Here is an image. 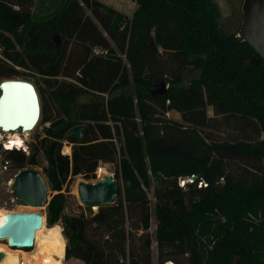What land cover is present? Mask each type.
Wrapping results in <instances>:
<instances>
[{"label": "trees", "instance_id": "obj_1", "mask_svg": "<svg viewBox=\"0 0 264 264\" xmlns=\"http://www.w3.org/2000/svg\"><path fill=\"white\" fill-rule=\"evenodd\" d=\"M33 1L0 0V79L24 77L21 69L44 82L36 89L44 138L28 156L7 151L3 165L14 174L35 167L44 149L58 192L47 221L62 224L65 260L152 264L154 242L158 264H264V61L223 34L217 5L135 0L128 18L96 0H67L37 23ZM189 67L196 75L184 85ZM160 83L166 96L151 95ZM86 96L94 99L78 103ZM78 125L82 138L67 136ZM100 163L116 167L114 202L64 215L63 187L95 180Z\"/></svg>", "mask_w": 264, "mask_h": 264}, {"label": "rangeland", "instance_id": "obj_2", "mask_svg": "<svg viewBox=\"0 0 264 264\" xmlns=\"http://www.w3.org/2000/svg\"><path fill=\"white\" fill-rule=\"evenodd\" d=\"M98 2H101L103 4L112 5L114 4L115 7H119L121 9L122 14H130V11L128 8L135 2V0H96ZM218 7V12L220 14L219 18V26L221 30L223 31L224 35H237L241 22H242V11L241 7L243 4V0H212ZM67 0H34L33 1V7H32V20L37 23L45 22L46 20L52 18L56 14H58L64 5L66 4ZM118 9V8H117ZM20 72H23L25 76L20 77L18 79L25 80L30 82L34 85L36 89H44L45 84L40 79L39 76L35 75L32 71H26L18 69ZM193 72L192 67H189V73L186 74L184 77V85H186L193 77V75H196L195 73L191 74ZM3 79H0V82H2ZM127 92H134V88L131 86ZM94 99L92 96H86L82 97L78 100V103L82 102H88L90 100ZM211 114V113H210ZM168 118H171L176 121H181V115L175 110L169 111L167 114ZM45 127H49V125H46ZM17 134L25 140L24 147L17 150L25 154V156H28L31 153V150L35 144L39 146V141L44 138V126L39 122L34 127V129L30 132H26L27 136L24 137L25 132L21 133L20 131H17ZM7 134H3L2 136L4 138H1L0 149H4V144L6 141ZM64 147H67L71 152V146H69L66 142H63L62 149ZM13 150V149H12ZM5 152H2L0 155V208H3L5 210L11 211V212H20V211H35L34 214H42L45 217V222L47 228H52L48 224L47 221V206L55 195L58 194V192H54L51 190V185L49 183V180L46 175L45 169L47 168V161L46 157L44 155V149L41 148L39 150L38 156H37V162L38 165L35 167H27L28 169H34L43 178L46 186H47V204L43 206L42 208H32L25 206L19 199H17L13 194V180H14V171L10 169H6L3 165V161L5 159ZM116 172V167L109 164H102L100 163L97 171L95 173V180L91 181H85L80 176L73 177L69 180L68 185L64 186L60 194H62V199L65 201V209L63 211V214L66 216H76L80 212H83V209H80L79 206V200L77 196V187L80 182L85 183H95L98 181H102L105 177H111L114 179ZM183 182L180 183L182 185ZM121 186V183H120ZM148 198H149V208H150V228L149 232L152 238L155 236L156 231V220H155V199L153 195V183L151 181V187L147 191ZM84 207V206H81ZM98 208L92 207L91 211L93 213H96ZM61 229V236L64 241V252H63V263L65 264H82L78 260H65V247H66V239L63 236V230H62V224L60 221H58L56 224ZM53 225V227H54ZM6 242H0V251L2 250H13L10 249ZM49 250L48 246H45L41 244L40 242L36 244L35 248L29 249V250H17L20 251L22 254V263L23 264H54L53 261L46 256L47 252ZM169 262V261H168ZM151 263L152 264H158L157 263V250H156V244L153 242L151 246ZM176 264V263H174Z\"/></svg>", "mask_w": 264, "mask_h": 264}, {"label": "water", "instance_id": "obj_3", "mask_svg": "<svg viewBox=\"0 0 264 264\" xmlns=\"http://www.w3.org/2000/svg\"><path fill=\"white\" fill-rule=\"evenodd\" d=\"M241 11L243 19L237 37L250 46L259 59L264 61V0H243ZM56 40L57 44H59L57 37ZM13 83L23 87L15 89L0 87V101L4 102L6 113L5 124L10 125L8 127H0V131L3 134L18 128L21 133L32 130L41 113L40 100L34 85L21 79H4L0 85ZM167 90L168 86L165 83H160L150 87L148 92L153 96L165 97ZM84 129L85 126L83 125L75 126L67 132V136L80 139L83 136ZM13 150L18 149L15 148ZM199 179L200 175L195 174L189 182L192 183ZM184 184L185 182L182 185ZM13 194L28 207L42 208L47 204V186L39 172L34 169L26 168L17 172L13 180ZM117 195L118 185L115 179L111 177H105L102 181L95 183L80 182L77 187L79 203L84 207L99 208L100 206L111 205ZM19 216L33 215H8L5 223L8 224L12 218ZM34 216L40 218L39 215ZM4 239H6L4 236H0V242H5L6 240ZM8 245L11 249L29 250L32 245V239L27 244L19 245L9 242ZM3 256L4 254L0 252V260L3 259Z\"/></svg>", "mask_w": 264, "mask_h": 264}, {"label": "bare ground", "instance_id": "obj_4", "mask_svg": "<svg viewBox=\"0 0 264 264\" xmlns=\"http://www.w3.org/2000/svg\"><path fill=\"white\" fill-rule=\"evenodd\" d=\"M38 122L39 120L37 121V123ZM17 131H20V129L18 128L12 132L9 131L5 133L7 134L5 136L6 141L4 144L6 150H12L15 148L19 150L24 147L25 140L17 134ZM30 131H25L24 137L27 136L26 132ZM1 134L2 133L0 131V138H4ZM65 152L68 153L69 150L65 149ZM35 211L11 212L0 208V236H4V238H6L4 240H6L5 242L7 243V245L9 242L12 244L15 243L19 245L27 244L30 243V240L32 239V245L31 247H29L30 249L35 248L36 244L40 242L41 244L49 247L46 256L49 257L54 264H63L64 241L60 233V227L58 225H55L52 228H47L44 215L34 214ZM14 214H30L33 216L15 217L12 218L8 224H6V217L8 215ZM34 215H39L40 218H37ZM6 243L3 244L6 245ZM17 250L21 249L16 248L13 250L0 251L4 254L3 259L0 260V264H23L22 254L20 251ZM166 264L174 263L169 261Z\"/></svg>", "mask_w": 264, "mask_h": 264}, {"label": "snow or ice", "instance_id": "obj_5", "mask_svg": "<svg viewBox=\"0 0 264 264\" xmlns=\"http://www.w3.org/2000/svg\"><path fill=\"white\" fill-rule=\"evenodd\" d=\"M0 87H2L4 89H9V88L15 89V88L23 87V86L13 83V84L0 85ZM5 116H6V113H5L4 102L0 101V127H8V126H10V125H6L5 124Z\"/></svg>", "mask_w": 264, "mask_h": 264}, {"label": "crops", "instance_id": "obj_6", "mask_svg": "<svg viewBox=\"0 0 264 264\" xmlns=\"http://www.w3.org/2000/svg\"><path fill=\"white\" fill-rule=\"evenodd\" d=\"M100 3H101V2H100ZM104 5H107V4H104ZM107 6H110V7H112L114 10H116L117 12L121 13V9H120L119 7H117V6L115 7L114 4H112V5H107ZM117 8H118V9H117ZM136 8H137V6H136V4H135V2H134V3L131 4V6L128 8V10L130 11V14H124V15H126L128 18H131L132 15H133V13L135 12Z\"/></svg>", "mask_w": 264, "mask_h": 264}, {"label": "built area", "instance_id": "obj_7", "mask_svg": "<svg viewBox=\"0 0 264 264\" xmlns=\"http://www.w3.org/2000/svg\"><path fill=\"white\" fill-rule=\"evenodd\" d=\"M94 54L95 55H98V54H100V53H102V51L101 50H99V49H94ZM3 134V133H2ZM0 141H1V138H0ZM2 143L0 142V145H1ZM5 147V146H4ZM67 147H64L62 150H61V154L63 155V156H68V157H70L71 156V152L69 151L68 153H66L65 152V149H66ZM67 149H69V148H67ZM7 152V150H4L3 148H1L0 149V155H1V153L2 152ZM10 151H12V150H10Z\"/></svg>", "mask_w": 264, "mask_h": 264}, {"label": "flooded vegetation", "instance_id": "obj_8", "mask_svg": "<svg viewBox=\"0 0 264 264\" xmlns=\"http://www.w3.org/2000/svg\"><path fill=\"white\" fill-rule=\"evenodd\" d=\"M3 80H4V79H3ZM3 80H2V81H3ZM0 83H1V82H0ZM1 135H3V134H1ZM1 145H2V144H1ZM4 150H6L5 147H4Z\"/></svg>", "mask_w": 264, "mask_h": 264}]
</instances>
